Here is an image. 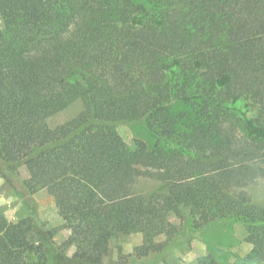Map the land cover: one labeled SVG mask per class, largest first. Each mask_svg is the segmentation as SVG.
Masks as SVG:
<instances>
[{
  "label": "trees",
  "instance_id": "trees-1",
  "mask_svg": "<svg viewBox=\"0 0 264 264\" xmlns=\"http://www.w3.org/2000/svg\"><path fill=\"white\" fill-rule=\"evenodd\" d=\"M0 17V177L18 178L28 145L34 188L52 189L79 245L62 253L33 207L0 215V264H163L224 224L250 246L228 264H264V207L246 190L264 179V0H0ZM118 126L152 149L115 145ZM141 179L158 187L137 193ZM111 233L144 244L101 263Z\"/></svg>",
  "mask_w": 264,
  "mask_h": 264
},
{
  "label": "rangeland",
  "instance_id": "rangeland-1",
  "mask_svg": "<svg viewBox=\"0 0 264 264\" xmlns=\"http://www.w3.org/2000/svg\"><path fill=\"white\" fill-rule=\"evenodd\" d=\"M2 30L3 22L0 17V31ZM83 109V102L78 101L69 109L50 118L46 122V127L53 129L60 126L73 119ZM99 118L104 119V114L100 113ZM109 137L115 145H126L133 154H143L152 149L154 144L151 135L140 127L118 126L109 132ZM196 146L195 141L190 142L191 148ZM28 154L29 146L21 144L19 156L22 162L18 167V178L14 179L12 184L0 177V215L10 220H18L25 217L29 209L37 207L40 218L53 232L54 241L59 250L73 258L78 253L79 245L70 233L69 220L56 206L51 188L44 190L34 188L31 170L25 161ZM156 187H158L157 182L141 179L137 182L134 190L137 193H146ZM246 190L251 194L256 204L264 207V179L258 180ZM176 198L185 214L193 221H197L198 213L190 202L182 195H177ZM172 220L176 224H180L177 219L173 218ZM244 239L245 230L242 227L216 225L194 237L191 246L185 245L179 249L177 258L171 257L163 264H199V259L209 253L213 254L220 264H228L233 260V255L245 256L250 252V246L244 242ZM33 240L37 241V237H34ZM141 244H144L142 237L135 233H111L108 241L100 247L98 261L107 263L109 259L115 257L120 248L128 254ZM153 262L154 258L142 261L133 260L131 264H151Z\"/></svg>",
  "mask_w": 264,
  "mask_h": 264
}]
</instances>
